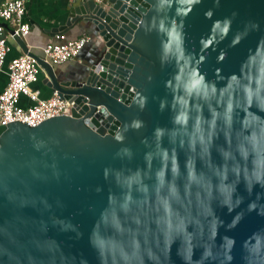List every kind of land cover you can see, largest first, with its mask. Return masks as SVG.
Returning <instances> with one entry per match:
<instances>
[{
	"label": "water",
	"instance_id": "95a60500",
	"mask_svg": "<svg viewBox=\"0 0 264 264\" xmlns=\"http://www.w3.org/2000/svg\"><path fill=\"white\" fill-rule=\"evenodd\" d=\"M77 20L101 42L75 79L8 39L74 105L0 125V264H264V0H80Z\"/></svg>",
	"mask_w": 264,
	"mask_h": 264
},
{
	"label": "built area",
	"instance_id": "2783aa9c",
	"mask_svg": "<svg viewBox=\"0 0 264 264\" xmlns=\"http://www.w3.org/2000/svg\"><path fill=\"white\" fill-rule=\"evenodd\" d=\"M28 1L1 0L0 2V20L10 25L8 35L0 37V75L6 72L8 77L5 87L0 92V125L20 120L35 126L46 118L70 114L74 105L73 101L62 98L57 91L48 98H42L40 91L32 88V84L39 79L42 70L35 56L21 53L6 61L13 46L8 40L9 37L25 38L29 34L30 23L25 18ZM3 30L4 26L0 24V33ZM58 38L63 39L64 35H58ZM91 40L90 35H82L74 39H65L63 42H48L42 48L41 56L52 65L63 64L76 59ZM21 95L27 96L33 104L20 105Z\"/></svg>",
	"mask_w": 264,
	"mask_h": 264
},
{
	"label": "crops",
	"instance_id": "0c3cea01",
	"mask_svg": "<svg viewBox=\"0 0 264 264\" xmlns=\"http://www.w3.org/2000/svg\"><path fill=\"white\" fill-rule=\"evenodd\" d=\"M1 2V0H0ZM74 0H29L25 18L30 23L29 34L24 38L29 50L36 55H43L42 48L48 42H63L65 39H74L82 35H90L92 40L85 45L80 51L78 57L63 64L54 65L59 76L64 79L78 78L83 68L89 66L100 49L101 39L93 30V27L81 20H77L72 25L64 26L69 18L70 9L73 5L80 3ZM0 24L4 26V30L0 33V37L9 33L10 25L0 20ZM63 27V28H62ZM59 28H62L59 30ZM58 35H64V38H58ZM22 51L18 47L12 46L11 51L7 55V60L21 54ZM44 73L41 70L39 79L32 84L33 89L40 91L42 98H48L54 93V89L43 83ZM8 81L6 72L0 75V92ZM19 104L29 106L33 102L25 95H21Z\"/></svg>",
	"mask_w": 264,
	"mask_h": 264
},
{
	"label": "rangeland",
	"instance_id": "374dc122",
	"mask_svg": "<svg viewBox=\"0 0 264 264\" xmlns=\"http://www.w3.org/2000/svg\"><path fill=\"white\" fill-rule=\"evenodd\" d=\"M83 70V69H82ZM61 77H62V75H61Z\"/></svg>",
	"mask_w": 264,
	"mask_h": 264
}]
</instances>
